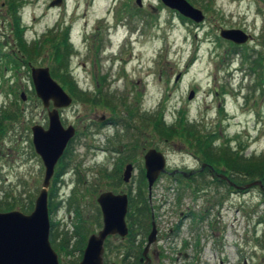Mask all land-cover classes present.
<instances>
[{"label":"rangeland","instance_id":"374dc122","mask_svg":"<svg viewBox=\"0 0 264 264\" xmlns=\"http://www.w3.org/2000/svg\"><path fill=\"white\" fill-rule=\"evenodd\" d=\"M20 1L17 18L29 46L50 34L56 42L70 35L69 73L84 92L60 109L63 124L74 125L77 134L56 166L50 191L54 187L57 192L52 199L49 192L50 239L62 264L78 263L88 237L101 230L97 198L107 190L131 193L135 203L128 211L130 234L127 239H109L104 263L141 264L152 221L139 203L140 189L146 199L150 195L142 177L150 149L166 156L170 172L201 168V156L229 173L223 164L207 160L203 150L220 155L223 148L243 159L264 158V66L257 62L260 54L264 56V0H188L204 12L200 23L162 0H142V6L136 0H62V5L56 0ZM10 6L0 0V52L22 55ZM221 28L243 29L252 39L244 44L228 41L220 36ZM32 57L17 69L6 67L0 57V115L16 113L0 125L2 209L16 197L15 209L22 210L19 205L31 198L35 202L43 185L45 166L35 151L32 127L47 128L49 118L35 92L31 68L53 69L58 64L50 45ZM99 89L113 95L117 109L85 99ZM162 111L168 127L187 117L199 134L167 137L151 123L144 127L141 115ZM197 135L213 147L200 146ZM129 163L133 174L125 182ZM114 171L119 175L108 177ZM231 176L237 178L235 173ZM173 177L162 174L152 188L160 237L151 250L161 253V259L152 255L153 264H264V185L241 184L237 190L212 180L202 182L208 174L197 176L195 182Z\"/></svg>","mask_w":264,"mask_h":264},{"label":"water","instance_id":"95a60500","mask_svg":"<svg viewBox=\"0 0 264 264\" xmlns=\"http://www.w3.org/2000/svg\"><path fill=\"white\" fill-rule=\"evenodd\" d=\"M162 2L196 23L204 21L202 9L195 7L188 0H162ZM54 3L62 4V0ZM142 6V0H137ZM220 36L237 44L247 43L252 35L240 28H221ZM31 75L38 97L49 109L48 128L40 124L32 127L33 143L36 152L41 156L45 175L42 188L35 200L34 209L30 213L15 209L0 211V264H61L59 253L53 247L50 233L51 220L49 213V188L55 173V167L63 156L70 140L76 134L73 125L65 126L61 119L60 108L73 104V97L54 79L49 67H32ZM194 96L191 91L190 98ZM22 98L27 99L22 92ZM51 105L53 108L50 109ZM105 119V116L100 118ZM166 156L156 148L145 154L146 176L149 190L162 172L166 170ZM133 165L125 167L124 180L132 176ZM260 184L261 181L248 185ZM103 211V228L98 233L89 236L83 257L78 264H104L105 240L109 235L126 237L129 227L126 216L129 209L127 193L104 191L98 197ZM157 226L153 220V229L149 234L144 254L157 238ZM117 264V263H112Z\"/></svg>","mask_w":264,"mask_h":264},{"label":"trees","instance_id":"16d2710c","mask_svg":"<svg viewBox=\"0 0 264 264\" xmlns=\"http://www.w3.org/2000/svg\"><path fill=\"white\" fill-rule=\"evenodd\" d=\"M7 2L11 3L10 8L12 10L13 15H15L14 16L15 17V24H14L15 40H16V43L19 47V51L21 52L22 55L18 54L17 52H15V53H12V52L7 53L6 52L4 54H3V52H0V54H1L0 57L4 60L5 66L6 67L12 66L15 69H17V68L22 67L23 65H27L33 60L32 55H39L43 48L50 45L53 48V55H54V58L56 59V62L58 64L57 68L55 66L53 67V69L51 68L52 75L56 79L60 80L61 83H63V86L66 87L68 92L73 96L74 101L75 102L78 101L82 96L81 93L84 94V92L82 90H79L81 87L77 84L75 79L72 77L71 73H69V62H68L67 58L70 55L69 52L73 49V45L69 41L70 35L65 34V36H63L61 38V40H62L61 42H56L54 39L55 37L52 36V34H50L48 37L44 38L42 42H37V43H34L33 46H29V44L27 43V40L25 39L24 33H23L24 29L22 27V23L20 21V18L19 19L17 18L18 12H19V5H20L21 1L20 0H7ZM182 18L184 20L186 19L185 17H182ZM186 20H188V19H186ZM188 21H190V20H188ZM219 39L222 40L221 38H219ZM234 51L236 52L237 50L235 49ZM263 60H264V56H261V54H260L259 58L257 59V62L260 65L264 66ZM83 97H84V95H83ZM85 99L88 102H90L92 105L104 104V106L114 107V109H117V105L114 102L113 95H111V94L106 95L102 89H99L98 92L94 94L93 98L92 97H85ZM9 112L8 111L2 112V114L0 115V125H3L1 122L3 119H8L10 117L16 116V113L14 114V113H11V111H9ZM21 112H22V110L20 109V113ZM131 114L133 115L134 112ZM140 118H141L142 122L144 121L142 123V124H144V127H146L147 123H151L153 128L160 135H163V136L170 137L174 133H181L182 135H184L187 138V136H190V135L195 136V132L199 134V132L197 130L195 131V128L193 129L192 124H194V123L190 122V120L187 117H184L182 119L183 121L181 120V122L178 125L170 126V127L165 125V122L163 121L164 120V111H162L161 114L158 113L157 115H148V114L144 115L143 114L140 116ZM116 124H119V123L116 122ZM127 126L132 127L129 121H127ZM199 137L200 136H198V135L196 136V140L198 141V144L200 146L208 147V150H209V148L212 145L210 143H209L210 145L205 144L204 143L205 140H201V138H199ZM229 149H231L230 146H229ZM222 150H221L220 155H215L213 152H209V151L207 152L205 150H203V151H204V154L207 156V160L211 161L213 164H223L224 165V167L226 168V171L229 172L227 174H228V177L230 178V180L235 181L239 184H247V183H252L254 181L259 180L262 182V185H264V158H262V160H256L255 158H244L243 159L238 152L230 153V152L226 151V149H223V148H222ZM67 152H68V150H67ZM215 168L218 169L219 171L222 170V168H219L216 165H215ZM144 172H145V170H143V173ZM57 173H59V172H57ZM61 173H59L57 175H60ZM233 173L236 174L237 178H235L234 176H231V175H233ZM117 174L118 173L115 172V175H108V177H114ZM142 177H143V179L146 178L145 174ZM119 179L121 180L120 177H119ZM57 180H58V178H56L54 180L55 185L57 184ZM56 192H57V190H55L54 187H53V189L51 188V191H50L51 199H52V195ZM129 194H130V207L132 208L134 203H135V200H134V198H132L133 196L131 195V193H129ZM139 195L141 196L140 200H139V203L141 206V208H140L141 212L144 211L143 212L144 216H145V214H147V216H151L153 207L151 206V202H150L149 197H148V199H146L144 197L145 195H143L142 189H140ZM16 201H17L16 197H14L13 201L8 200L5 202L6 203L5 208H3V209L0 208V209H2V210L15 209ZM34 203H35L34 199L31 198L29 201L21 203L19 206L21 207L22 210H24L25 212H28L34 208ZM52 203L54 204L53 201H52ZM130 217H132V219H133V216L130 215ZM204 217L205 216L201 215L202 219ZM54 225H55V223L53 222V226ZM64 243H65V246L67 247V250H68L70 243L66 238L64 239ZM83 248L84 247H82V249ZM64 250H66V249H64Z\"/></svg>","mask_w":264,"mask_h":264},{"label":"flooded vegetation","instance_id":"af4514ba","mask_svg":"<svg viewBox=\"0 0 264 264\" xmlns=\"http://www.w3.org/2000/svg\"><path fill=\"white\" fill-rule=\"evenodd\" d=\"M197 160H198V162L201 163V168L200 167L199 168H194V170L188 171V172L185 171V170H182V169H176V170L170 172L166 168V171L165 172H162L160 174V176L162 174L163 175L170 174L171 176H174L173 178L175 180H177V181H179V180L186 181L187 180V181H194L195 182L197 180V179H195V178H197V176H199V175L202 176V175L208 174L210 177L208 179H206V178H204V180L202 179L203 180L202 182L206 183V182L212 180L213 182H215L217 184H224L225 183V184H228V185H230L232 187H235V188H237L236 185H241V184H239V183H237L235 181H233V182L236 185L235 186L234 185H231L229 183L228 179H227V178H229L227 173H225L222 170L219 171L218 169L215 168L214 165L208 163L207 161H203L201 156H197ZM114 172H116V171H114ZM113 175H115V173H113ZM145 175H146V172H145ZM160 176L158 177V179L156 181L159 180ZM224 176H227V177H224ZM237 190H238V188H237ZM97 202L99 203L98 198H97ZM99 205H100L101 213H102V217H103V211H102L101 204L99 203ZM128 213H127V216H126V220H127L128 227H129L130 224L128 222ZM188 216H190V214L189 215H185L183 218H186ZM178 227L179 226L177 225V229H178ZM102 228H103V226H102ZM152 229H153V222L151 221V230ZM157 230H158V232H157V238H156V240L159 241L160 234H159V228H158V226H157ZM175 230L176 229H173L172 228L170 232L171 233H175ZM129 234H130V227H129ZM128 235L126 237H122V236H120L118 234H116V235H109L106 238V240H105V250H106V243L109 241V239H111V237H119L121 239H127ZM148 237H149V235H148ZM157 241H155L154 243H156ZM147 243H148V240H147ZM152 245H153V243L151 244V246ZM184 245H185V243H184ZM184 245H183V247H185ZM146 246H147V244H146ZM146 246L143 248L142 255L139 257V262H141V264H153L152 255H154V257H156L157 259H161V253H160L159 249L153 251V250H151V246L149 247V249L147 251V254L145 255L144 254V250L146 249ZM150 252H151V256H150ZM179 254L181 255L182 253L180 252ZM185 257H187V253H185Z\"/></svg>","mask_w":264,"mask_h":264}]
</instances>
